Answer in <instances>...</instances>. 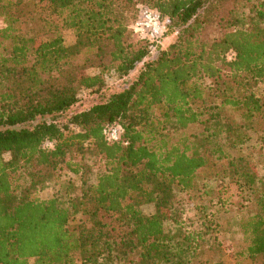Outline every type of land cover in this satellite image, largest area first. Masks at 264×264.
Returning <instances> with one entry per match:
<instances>
[{
  "label": "trees",
  "instance_id": "trees-1",
  "mask_svg": "<svg viewBox=\"0 0 264 264\" xmlns=\"http://www.w3.org/2000/svg\"><path fill=\"white\" fill-rule=\"evenodd\" d=\"M141 7L160 14V40L134 32ZM0 23V264H264V177L244 150L255 132L264 152V0H0ZM155 52L107 102L24 127ZM209 80L221 103L198 107ZM63 169L80 185L43 199Z\"/></svg>",
  "mask_w": 264,
  "mask_h": 264
},
{
  "label": "rangeland",
  "instance_id": "rangeland-1",
  "mask_svg": "<svg viewBox=\"0 0 264 264\" xmlns=\"http://www.w3.org/2000/svg\"><path fill=\"white\" fill-rule=\"evenodd\" d=\"M1 25V23H0ZM178 33L174 35H168V37L165 39L163 43V49L168 48L175 40L177 39ZM66 41L68 44H71L74 41V36L71 33L65 34ZM158 56V53H153L149 58H147L143 63L139 64L137 68L131 72V74L124 78H119L113 70H109L105 73V79L106 84L105 86L100 90H82L79 94V102L74 107L70 109V111L61 114V115H55V116H48V117H42L38 118L36 122L28 124L24 127L27 128H33L35 125L42 123V122H48V123H58L60 125L68 123L69 119L78 113H81L83 111H86L90 108H92L95 105L103 104L107 102L113 95L121 93L128 89L133 82L138 78V75L144 68V65L147 62H150L154 59H156ZM233 54L229 55V59L233 58ZM92 73L94 71H91ZM208 85H210V89H207L206 92V100L203 103H200L198 107H204L208 106L211 103H221V97L219 95L221 94L218 90L217 84L213 80L207 81ZM256 93L264 99V83H261L256 88ZM218 97V98H217ZM203 129L202 126H194L190 128L189 133H199ZM244 150L245 155L247 158L256 166L257 173L264 177V152L261 151V140L260 135L255 132H247L246 133V143L244 144ZM91 167L94 168L95 171H102L103 165L102 162L99 160H94L90 163ZM65 169L62 170L61 179H59L58 182L51 183L47 186L44 190L40 192V196L43 199H51L53 198L57 193H60V191L63 192L62 189H64V182L68 181L70 178L74 179L78 182L80 185L79 179L74 177V175L67 173ZM219 186L218 181H214L210 183V187L217 188ZM176 192L178 193V198L180 199V203L182 206H184L185 210V217L187 220H191L194 217L198 215L197 210L195 209L194 201L189 198V196L181 191L180 189H176ZM143 211L146 215H151L154 211L153 206H146L143 208ZM234 214L229 215H220L218 216V220L225 224L226 222L232 220L234 217ZM78 219L76 220V222ZM237 245H241L240 242H237ZM228 247V250L231 252L233 251L232 244H226ZM205 259L207 261L213 260V254L211 252H205ZM229 264H231L230 260H227ZM212 264V262L208 263ZM243 264H253L250 260L245 261Z\"/></svg>",
  "mask_w": 264,
  "mask_h": 264
},
{
  "label": "built area",
  "instance_id": "built-area-1",
  "mask_svg": "<svg viewBox=\"0 0 264 264\" xmlns=\"http://www.w3.org/2000/svg\"><path fill=\"white\" fill-rule=\"evenodd\" d=\"M136 34L143 37L160 40L166 31V25L159 13L147 8L141 7L140 14L133 26ZM107 140L110 142H118L120 140L121 131L118 127H109L105 130ZM49 148L54 147V143H48Z\"/></svg>",
  "mask_w": 264,
  "mask_h": 264
}]
</instances>
